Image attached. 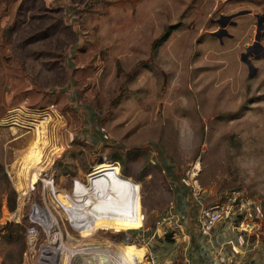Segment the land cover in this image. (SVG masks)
Masks as SVG:
<instances>
[{
  "label": "rangeland",
  "instance_id": "rangeland-1",
  "mask_svg": "<svg viewBox=\"0 0 264 264\" xmlns=\"http://www.w3.org/2000/svg\"><path fill=\"white\" fill-rule=\"evenodd\" d=\"M245 8L221 45L213 19ZM262 10L264 0H0V264L27 263L32 216L60 225L42 264L91 242L112 264L119 246L145 247L149 263L153 244L122 223L142 212L150 225L168 207V168L196 172L207 202L226 192L255 202L247 241L264 262V58L252 59L254 76L240 60ZM91 111L114 144L85 137ZM106 161L115 167L100 180ZM54 190L94 224L69 216L74 230Z\"/></svg>",
  "mask_w": 264,
  "mask_h": 264
},
{
  "label": "built area",
  "instance_id": "built-area-1",
  "mask_svg": "<svg viewBox=\"0 0 264 264\" xmlns=\"http://www.w3.org/2000/svg\"><path fill=\"white\" fill-rule=\"evenodd\" d=\"M105 118L101 114H94V112H89L87 114L86 123L84 125L86 127L85 137L91 140L92 144L96 146L100 145L103 141L108 145L114 144L112 138L108 134L105 128H101L98 125V122L103 121ZM173 172V170H171ZM196 172H189V170L184 174L174 175L173 173V185H183L189 192L190 196L188 199L187 210L186 212L191 216L184 213L178 212L176 210L175 203L171 201L168 207L161 213L156 214L153 217L152 227V237L151 238H165L169 234H172L173 231L177 229H182L188 233L192 228H194L200 235L205 237H210L212 232L218 226H228L234 229L240 236L241 239H247L252 235H258L259 225L261 221V211L259 206L255 202L245 200L243 198L241 192H226L219 196H215L212 201L207 202L204 190L200 188L197 183V180L194 178ZM46 182V181H45ZM46 184L50 185V183L46 182ZM53 190V189H51ZM58 190L51 191L53 198H55V202L58 203L57 207H59V203L62 205L61 207L64 209L66 204H62L60 201L58 202L57 194ZM65 198L69 200L68 193H63ZM85 197V196H84ZM72 204L67 208L70 209L71 213L76 215L74 211H76L81 205L78 202H74L71 200L69 202ZM83 204V203H82ZM62 209V210H63ZM190 210H192L195 215H191ZM66 217L69 225L76 230L70 222L69 214L66 212ZM45 217L46 214L44 213ZM46 219V218H45ZM43 219L42 216H32L31 223L26 230V239L28 244V251H26V264H42V259L44 258V254L48 251H56L57 248L61 245V238L58 237V233H60V225L55 222V225L49 223L48 220ZM140 221L141 226L137 227L138 229H143L146 216L144 213L140 212ZM52 227H57L56 232L52 233ZM78 231V230H76ZM44 233L46 235V239L42 242H38V237L40 234ZM50 236V239L48 238ZM138 241H142L144 244H148L149 236L144 235H136ZM130 240L129 235H125L124 242H128ZM58 242L57 245L54 242ZM38 244V247L36 248ZM85 245L80 249V257L78 258H70L65 263L67 264H82L83 260L87 261L86 264H95L94 256H99L104 254L102 251H98L97 249L91 250L96 244L94 243H84ZM249 245V244H247ZM250 250L255 249V245L252 244L249 247ZM84 250H91L89 254H84ZM234 253L237 252L232 249ZM85 256L82 258V256ZM79 258L81 261H79ZM149 259V258H148ZM217 260L219 264H233V260L229 259L227 256L223 254L222 249L217 250ZM151 262V261H150ZM64 264V263H63ZM152 264V262H151Z\"/></svg>",
  "mask_w": 264,
  "mask_h": 264
},
{
  "label": "crops",
  "instance_id": "crops-1",
  "mask_svg": "<svg viewBox=\"0 0 264 264\" xmlns=\"http://www.w3.org/2000/svg\"><path fill=\"white\" fill-rule=\"evenodd\" d=\"M167 170L166 176L172 190L171 201L175 203L178 212L187 213L190 194L183 185H173V172L169 168ZM190 213L193 216L195 215L192 210H190ZM141 224L140 215L139 218L135 219V222L132 220L129 222L128 220L124 221V224L122 223L125 227H134L133 232L136 235L149 236L150 239H148L149 243L147 245L153 244L150 252L152 264H219L217 260V250L219 249H222L223 254L233 260V264H264V262H259L254 251L250 250L249 245H247L248 241L241 239L234 229L226 225L218 226L210 237L200 235L194 228L188 233L184 231L185 229L182 231L179 228L167 237L157 239L151 238L152 223L146 226L145 221L143 229H138L137 227H140ZM121 248L120 246L118 248L120 254ZM143 248L146 251L143 264H151V262H146L147 250L145 247ZM233 248L237 254L232 251ZM109 260L112 264L111 257H109ZM114 264H122L120 257Z\"/></svg>",
  "mask_w": 264,
  "mask_h": 264
},
{
  "label": "bare ground",
  "instance_id": "bare-ground-1",
  "mask_svg": "<svg viewBox=\"0 0 264 264\" xmlns=\"http://www.w3.org/2000/svg\"><path fill=\"white\" fill-rule=\"evenodd\" d=\"M96 167H100V168L96 170ZM114 167H115L114 163H109L107 161L104 163L96 164L94 167V173H96L98 171L97 175H98L99 179L105 180V179H107V173L109 175L113 171ZM31 183L29 181L30 186H31ZM100 195L102 196V193ZM59 198L61 199V203L65 204L64 200L61 197H59ZM74 202H78V200H76ZM66 205L70 206V207L72 206V204H70V203H68ZM66 205H63V206H65L67 211H69ZM83 211L84 210H82L81 208H78L75 212L76 215L71 214L69 211V216L73 217L74 218L73 221L75 220L76 222H81V223H88L89 222L90 225L94 224L96 218H95V215L93 214V212L89 216H85ZM94 249H97V248H92L91 250H94ZM99 249H101V251L104 252V255L103 256L99 255L100 257L94 256L95 264H109V260H108L109 254H106L105 250H103L102 248H99ZM91 250H84V254H89ZM79 254H80V250L71 252V255H73V256H77ZM145 256H146V251L143 247H139V246L134 245V244L133 245H131V244L122 245L121 254H120V259L122 261V264H143L145 262ZM86 262L87 261L83 260L82 264H86ZM66 264H67V262H66Z\"/></svg>",
  "mask_w": 264,
  "mask_h": 264
},
{
  "label": "flooded vegetation",
  "instance_id": "flooded-vegetation-1",
  "mask_svg": "<svg viewBox=\"0 0 264 264\" xmlns=\"http://www.w3.org/2000/svg\"><path fill=\"white\" fill-rule=\"evenodd\" d=\"M240 12L242 13L239 14ZM248 14L250 15L252 14V12L247 8L242 9L238 12H231V13H226V14L221 12L218 17L213 19L214 23L217 24V27L214 30L210 31L209 33L215 38H217L218 42L221 45H223L225 39L231 40L233 38V34L229 31V28L237 26L236 18H238L239 16L248 15ZM253 15L255 19L254 36L251 42H248L245 44L244 52H241L240 54V60L244 62L245 64H246L245 60L252 61L253 58L254 59H257L259 57L264 58V50L255 44V39H254L255 36L258 35L259 43L263 46L262 42L264 41V10H262L260 13H254ZM257 24L259 25L258 31H257ZM243 53L247 54L246 57H244V61L241 59V55ZM248 71H249V68H248Z\"/></svg>",
  "mask_w": 264,
  "mask_h": 264
},
{
  "label": "water",
  "instance_id": "water-1",
  "mask_svg": "<svg viewBox=\"0 0 264 264\" xmlns=\"http://www.w3.org/2000/svg\"><path fill=\"white\" fill-rule=\"evenodd\" d=\"M242 12H240L239 14H241ZM258 16V15H257ZM224 25V24H223ZM259 30V25L257 24V31ZM255 44L258 46V47H260V48H262L263 50H264V47L259 43V37H258V35H256L255 36ZM246 55L247 54H245V53H243L242 55H241V59L244 61V57H246ZM245 62H246V64H247V66H248V68H249V71H248V74L250 75V76H253L254 74H255V72H256V68L252 65V63H251V61L250 60H245Z\"/></svg>",
  "mask_w": 264,
  "mask_h": 264
},
{
  "label": "trees",
  "instance_id": "trees-1",
  "mask_svg": "<svg viewBox=\"0 0 264 264\" xmlns=\"http://www.w3.org/2000/svg\"><path fill=\"white\" fill-rule=\"evenodd\" d=\"M141 247V246H140Z\"/></svg>",
  "mask_w": 264,
  "mask_h": 264
}]
</instances>
